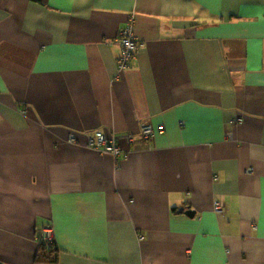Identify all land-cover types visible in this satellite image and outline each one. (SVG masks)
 <instances>
[{
	"label": "crops",
	"instance_id": "1",
	"mask_svg": "<svg viewBox=\"0 0 264 264\" xmlns=\"http://www.w3.org/2000/svg\"><path fill=\"white\" fill-rule=\"evenodd\" d=\"M0 263L264 264V0H0Z\"/></svg>",
	"mask_w": 264,
	"mask_h": 264
},
{
	"label": "built area",
	"instance_id": "2",
	"mask_svg": "<svg viewBox=\"0 0 264 264\" xmlns=\"http://www.w3.org/2000/svg\"><path fill=\"white\" fill-rule=\"evenodd\" d=\"M117 44L121 48V54L117 61V73H121L130 68L132 62L136 58V54L139 50V43L135 39L132 30V20L128 22L122 29L119 30L115 38ZM239 122V120H236ZM164 127L158 126L156 129L150 125H142L139 130V135L143 140H149L155 133H163ZM69 143H74L75 138L69 136ZM133 142V136L131 134L115 135L106 134L102 130L95 131L88 139V147L100 152L101 154L108 155L114 159H118L121 156H125V151L122 146H130ZM222 208L221 203H214L213 210L220 211ZM54 241L53 230L51 227H44L39 231L38 242L46 249Z\"/></svg>",
	"mask_w": 264,
	"mask_h": 264
},
{
	"label": "trees",
	"instance_id": "3",
	"mask_svg": "<svg viewBox=\"0 0 264 264\" xmlns=\"http://www.w3.org/2000/svg\"><path fill=\"white\" fill-rule=\"evenodd\" d=\"M39 252H40L39 254H40V256L44 262H51L52 260L55 261L57 259L56 257L54 259H52V257L54 255L56 256V253L58 252V250L55 248L54 241L48 247V249H46L44 246L39 244Z\"/></svg>",
	"mask_w": 264,
	"mask_h": 264
},
{
	"label": "water",
	"instance_id": "4",
	"mask_svg": "<svg viewBox=\"0 0 264 264\" xmlns=\"http://www.w3.org/2000/svg\"><path fill=\"white\" fill-rule=\"evenodd\" d=\"M186 213V215H188V216H192V214H193V212L191 211V210H188L187 212H185ZM1 264V263H0Z\"/></svg>",
	"mask_w": 264,
	"mask_h": 264
}]
</instances>
